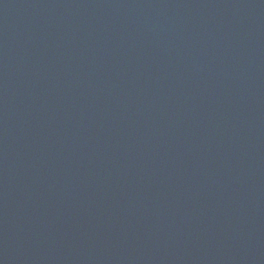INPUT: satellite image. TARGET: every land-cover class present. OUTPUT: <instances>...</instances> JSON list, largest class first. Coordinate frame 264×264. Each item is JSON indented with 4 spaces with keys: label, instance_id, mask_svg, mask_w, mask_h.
<instances>
[{
    "label": "water",
    "instance_id": "95a60500",
    "mask_svg": "<svg viewBox=\"0 0 264 264\" xmlns=\"http://www.w3.org/2000/svg\"><path fill=\"white\" fill-rule=\"evenodd\" d=\"M0 264H264V0H0Z\"/></svg>",
    "mask_w": 264,
    "mask_h": 264
}]
</instances>
